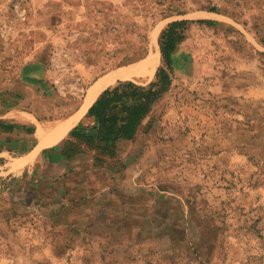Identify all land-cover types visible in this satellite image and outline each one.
Segmentation results:
<instances>
[{"label":"rangeland","instance_id":"rangeland-1","mask_svg":"<svg viewBox=\"0 0 264 264\" xmlns=\"http://www.w3.org/2000/svg\"><path fill=\"white\" fill-rule=\"evenodd\" d=\"M182 20L171 85L115 159L0 156V264H264V0H0V88L43 72L55 122Z\"/></svg>","mask_w":264,"mask_h":264},{"label":"trees","instance_id":"trees-1","mask_svg":"<svg viewBox=\"0 0 264 264\" xmlns=\"http://www.w3.org/2000/svg\"><path fill=\"white\" fill-rule=\"evenodd\" d=\"M185 24L184 20L172 22L161 33L159 53L165 68L157 70L153 82L143 86L133 81H117L101 92L87 110L90 125L82 126L81 122L59 142L58 155L63 161H73L89 154L94 166L99 167L116 158V147L120 142L132 141L136 137L153 104L171 85V56L184 40L180 29ZM33 131L30 129V133Z\"/></svg>","mask_w":264,"mask_h":264},{"label":"crops","instance_id":"crops-1","mask_svg":"<svg viewBox=\"0 0 264 264\" xmlns=\"http://www.w3.org/2000/svg\"><path fill=\"white\" fill-rule=\"evenodd\" d=\"M23 81L26 85V89H24L23 92L17 90L16 87H9L7 89L9 93L5 94V90L0 88V156H3L4 154H11L12 156H15L16 152H21V150L27 149L26 152L23 151L21 156L18 157L22 158L26 154L32 152L37 144L34 136L36 130L34 122L41 124L51 123L52 121H50L49 117L46 116L52 115L56 109V103L54 102L56 99L55 87L53 82L50 81L43 72H40V74L27 75L23 78L22 82ZM28 89L31 90L30 92H32V94L38 93V97L41 99L38 103L41 102L47 105L44 110L37 111L35 108L37 102L34 101V98L30 101H26V96L32 95ZM23 93L24 98L17 99V94L23 96ZM77 112L78 110L60 120H66L67 118L74 116ZM84 119L90 120L87 116V112L83 115L75 127ZM30 129L34 130L33 133H30ZM33 139L34 143H32ZM41 151L39 155H41Z\"/></svg>","mask_w":264,"mask_h":264},{"label":"bare ground","instance_id":"bare-ground-1","mask_svg":"<svg viewBox=\"0 0 264 264\" xmlns=\"http://www.w3.org/2000/svg\"><path fill=\"white\" fill-rule=\"evenodd\" d=\"M157 33L158 31L155 30L151 34V52H149L150 55L144 61L131 64L132 58H125L124 56L121 59L112 61L109 66L99 65L96 71L101 73L109 67L125 64V66L111 71L110 73L100 77L95 81V83L88 89L85 98L82 101L83 104L80 106L78 112L74 116L67 118L66 120H57L48 124L34 122L32 119L31 121L34 122L36 126L34 136L36 138L37 144L32 152L26 154L22 158H19L17 166L24 167L32 164L42 149H47L50 146L58 144L82 118L92 103L95 102L101 92L106 88L114 85L117 81H134L135 79L139 78L152 77L159 61V53L155 47V37ZM104 67L106 68L104 69Z\"/></svg>","mask_w":264,"mask_h":264}]
</instances>
